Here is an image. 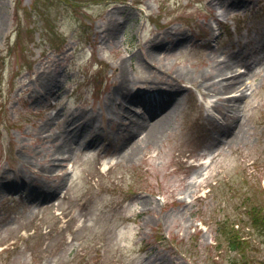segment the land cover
Masks as SVG:
<instances>
[{"label":"rangeland","instance_id":"374dc122","mask_svg":"<svg viewBox=\"0 0 264 264\" xmlns=\"http://www.w3.org/2000/svg\"><path fill=\"white\" fill-rule=\"evenodd\" d=\"M230 1L0 0V183L15 171L34 184L62 182L56 193L40 188L36 201L27 189L0 192V264H233L238 253L224 237L218 248V228L247 221L248 198L264 205V64L245 76L239 138L232 141L231 129L213 147L218 123L204 107L214 99L192 80L213 65L209 46L227 60L264 32V0ZM116 23L122 28L112 35ZM159 40L166 45L148 57ZM122 59L140 96L156 85L180 91L155 145L138 147L142 133L122 142L117 131L148 114V105L134 103L119 115ZM92 111L88 130L103 133L101 144L85 146L91 132L83 131L61 161L54 154L61 125ZM151 114L153 122L162 113ZM250 236L251 263L264 264V243Z\"/></svg>","mask_w":264,"mask_h":264},{"label":"bare ground","instance_id":"6f19581e","mask_svg":"<svg viewBox=\"0 0 264 264\" xmlns=\"http://www.w3.org/2000/svg\"><path fill=\"white\" fill-rule=\"evenodd\" d=\"M242 2L243 0H231L228 5L236 6ZM2 27L3 19L2 13L0 11V30ZM120 28L122 27L118 23L112 25L110 28V34L115 35L117 30ZM162 41L159 40L153 42L149 48L148 54L146 53V55L148 57L155 55V52L159 47L162 46V43H164V40ZM186 41H188V38L187 36H184L183 38H177L176 41L172 40L170 43L172 45H180ZM164 45L166 44L164 43ZM208 49L211 51V55L213 57V65L204 70L198 71L197 74L192 77V80L200 81V84L203 86L204 93L207 97H215L217 102H231V104L228 105V108L224 110V113L221 116L224 119L229 115L231 116V120L219 122L215 126L212 134L208 137L207 144L209 147H213L215 146V143L220 141V139L225 138L231 129H233L232 141L239 138L241 129L239 127V129L235 130V125L239 118L240 101L247 94L248 90V83L245 76L250 73L251 68L259 65L260 63L264 64V32L261 33V35L258 36L253 42H249L246 39L245 44L234 50L231 53V57H229L227 60H219L217 55L214 54V49L211 46H209ZM124 63V59H122V61L119 63L117 70L119 83L114 89L116 90L117 95L122 99V101L118 102L117 104V106L119 105V115H128L130 110L127 108V105L134 103L144 106L148 105L145 106V110H147L148 114L147 116L138 113L134 114L136 118L132 120L131 127L121 128L119 124L117 131L119 130L121 134L123 132L122 142L132 139L133 136L137 135L138 133H142L138 140V147H142L144 144L146 146L152 144L155 145L160 142L162 136L169 128L171 117L177 112L178 95L180 94V91H178V89L165 90L155 84V89H157V91L153 93L151 92L145 98L141 97L139 92L134 87L135 81H132L129 78L126 69H124ZM238 65L241 66L239 67ZM174 79L178 84L177 77H174ZM148 86L151 88L153 85ZM54 87H56V85L54 86L53 83L49 84V89ZM204 111H206L205 107ZM228 111H230L231 114H227ZM151 113H153V115L157 113L162 114L155 121L150 122L148 117L152 115ZM94 118L96 117L92 111L91 113H83L80 117L76 116L70 121H67L66 125H61L63 131L57 134V139L61 140V142L55 146L54 152V154L61 156V161L66 160L72 155V153H74L77 148H79L81 143L79 142L78 138L85 131L91 132L85 135V146L97 147L99 144H101L100 139L101 134L103 135V133H100L99 131L88 130L90 129ZM109 120L113 121L114 118H110ZM95 132L98 133L96 134ZM125 155H127V152L124 153V156ZM53 158L55 164V160L57 158H55V156H53ZM50 171L54 173L53 175L55 178L60 176V174L56 172V167L51 168ZM4 178L5 180L0 183V192L9 191L15 188H18L22 191L27 189V191H29L27 193L28 199H31L32 201L37 200L36 192L39 191L40 188H49V190H52L53 193H56L60 191L62 185V182L55 180H45L42 183L34 184L31 183L28 178L25 177V175L17 173L16 171L12 173V176L8 175Z\"/></svg>","mask_w":264,"mask_h":264},{"label":"trees","instance_id":"16d2710c","mask_svg":"<svg viewBox=\"0 0 264 264\" xmlns=\"http://www.w3.org/2000/svg\"><path fill=\"white\" fill-rule=\"evenodd\" d=\"M20 36V30L17 31V37ZM253 204H251V203ZM247 221L244 219L239 222V227L236 228L234 222L223 221L224 223L218 228V248H223L222 237L227 241L226 245L229 250L238 253L233 261V264H252V259L249 253L251 246L254 244V238L250 234H254L256 237L260 238V243H264V205L257 204V202L252 198L245 205ZM230 225V228H229ZM244 226L249 228L252 233H244ZM259 243V244H260Z\"/></svg>","mask_w":264,"mask_h":264}]
</instances>
